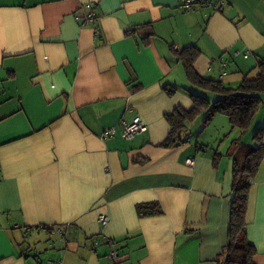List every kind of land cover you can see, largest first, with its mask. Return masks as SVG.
<instances>
[{
    "label": "crops",
    "instance_id": "1",
    "mask_svg": "<svg viewBox=\"0 0 264 264\" xmlns=\"http://www.w3.org/2000/svg\"><path fill=\"white\" fill-rule=\"evenodd\" d=\"M214 1L0 0V264H221L231 144H252L264 107L244 132L216 115L206 138L196 118L184 144L159 146L164 115L191 109L188 93L217 98L189 83L174 51L198 48L195 72L225 86L259 73L264 0ZM136 117L147 131L124 139L121 123ZM150 202L162 213L139 217ZM246 223L264 264V157ZM39 235L53 244L30 242Z\"/></svg>",
    "mask_w": 264,
    "mask_h": 264
},
{
    "label": "trees",
    "instance_id": "2",
    "mask_svg": "<svg viewBox=\"0 0 264 264\" xmlns=\"http://www.w3.org/2000/svg\"><path fill=\"white\" fill-rule=\"evenodd\" d=\"M181 63L185 76L190 84L217 95L214 101L203 96L188 93L192 107L185 110L176 107L164 115L169 126L166 138L160 143L162 148H177L186 142L187 126L196 118H202L203 129L214 116L227 117L231 128L246 131L262 105L264 95V58L257 62L259 70L254 79H244L236 87L225 86L221 81L204 78L198 75L194 62L200 54L193 45L174 51ZM167 95L175 91L164 87ZM264 127L258 128L252 136V144H242L234 141L231 150L233 160V185L229 202L227 243L220 254L221 264H255V248L248 242L246 235V213L250 181L255 176L264 157ZM200 149H203L200 147ZM219 154L213 156V166L216 168ZM137 215L141 218L157 216L162 213L160 207L153 202L136 205ZM113 243V241H111Z\"/></svg>",
    "mask_w": 264,
    "mask_h": 264
},
{
    "label": "built area",
    "instance_id": "3",
    "mask_svg": "<svg viewBox=\"0 0 264 264\" xmlns=\"http://www.w3.org/2000/svg\"><path fill=\"white\" fill-rule=\"evenodd\" d=\"M194 4H201V5L212 6L216 8L215 6L216 2L214 0H184L183 7L185 9H189ZM93 18H94V14L91 12L87 14L85 17L80 18V19L78 18V19L80 20L82 24H86L90 22ZM146 131H147V125L139 117H136L131 123H121L120 125V133L122 137L127 140L133 139V137H135L136 135L144 133ZM116 132L117 130L114 126L108 127L107 129L103 131L102 138L106 139V138L113 137L115 136ZM186 163L188 165H192L193 160L191 158H188L186 159ZM98 222L101 225H106L108 223L107 215L103 213L99 214ZM53 231L57 232V234L62 233L61 229L59 228H56ZM108 242L111 243V240ZM110 257L114 260L119 259V255L115 251L110 254Z\"/></svg>",
    "mask_w": 264,
    "mask_h": 264
},
{
    "label": "rangeland",
    "instance_id": "4",
    "mask_svg": "<svg viewBox=\"0 0 264 264\" xmlns=\"http://www.w3.org/2000/svg\"><path fill=\"white\" fill-rule=\"evenodd\" d=\"M199 94V93H198ZM201 94H199V96H200ZM204 97V96H203ZM216 98V97H215ZM215 98H213L212 100H215ZM211 100V101H212ZM264 107V101H263V103H262V105H261V108L260 109H262ZM197 121H200V128L203 130V125H201L202 124V119L200 118V117H198L197 118ZM211 123V122H210ZM209 123V124H210ZM209 124L204 128V130H206V129H208V132L205 134V137L207 138V136L208 135H210L209 133H213L214 131H215V129H214V126H216L217 125V123L216 122H212V124H211V126H209ZM191 140H192V142L193 143H195V141H197V137L195 138V135H194V133L192 134V136H191ZM250 142H252L251 140H250ZM41 236L42 235H39V237H38V239H36V241H34V239H35V236H31L30 238H31V240H30V242L31 243H34V242H38V240H40L39 238H41ZM44 236V235H43ZM49 244H53V242L50 240V239H47V238H45V239H41L40 240V245L41 246H47V245H49Z\"/></svg>",
    "mask_w": 264,
    "mask_h": 264
}]
</instances>
